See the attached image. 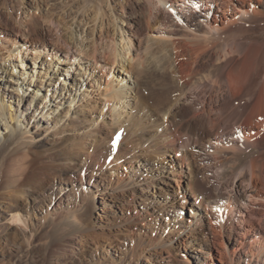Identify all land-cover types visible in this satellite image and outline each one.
Listing matches in <instances>:
<instances>
[{
    "label": "bare ground",
    "instance_id": "bare-ground-1",
    "mask_svg": "<svg viewBox=\"0 0 264 264\" xmlns=\"http://www.w3.org/2000/svg\"><path fill=\"white\" fill-rule=\"evenodd\" d=\"M123 1L0 0V91L3 93L0 94V167L7 165L9 178L7 185L0 183V198L6 201L8 197L22 194L36 201L31 185L41 186L40 178L36 182L37 174L42 175L45 169L56 170L57 176L62 179L74 177L75 171H87L93 161L99 166L106 163L116 167L118 162H128L124 156L136 155L139 144L144 146L149 142L148 147L157 149L156 153L160 155L169 149L174 153V159L164 156L165 160L155 159L149 164L146 159L140 160L141 167L147 168V171L139 174L142 169L138 167L139 170H133L132 174L126 168L125 173H118L115 181L111 178L106 184L102 180H90L89 185L96 188L91 192L105 194L110 190L108 193L113 196L118 192L115 190L122 186L126 188L120 183L125 177L130 184L138 186L140 182H145L150 188V185H155L154 175H164L168 169L171 173L175 171L173 175L179 176L180 180L173 177L165 191L159 190L158 197L154 196L155 193L151 196L147 189L142 192V200L146 202L150 199L154 207L164 211L161 207L165 203L160 201L166 200L164 193H172L173 197L190 193L199 198L200 203L194 206L200 217L192 216L194 227H190L196 235L186 234L182 243L200 234L204 238L201 245L212 257L216 249L219 255L217 264H264V228L252 225L244 217H237L241 222L235 223V215L238 212L241 214L242 208H251L264 200L260 185L264 161L260 143L257 144L259 135L264 131V106L255 104L264 101V76L259 77L257 83L254 80L255 85L252 84L254 86H250L249 91H244L247 83H251L246 70L252 55L238 40L239 35L236 36V32L242 31L245 26L242 24L264 21V0H137L139 5L133 2L135 5L130 8L122 5ZM85 2L89 8L96 10L93 20L88 19V7L81 6ZM119 2L122 12L114 4ZM58 4L65 8V15H56ZM160 21L170 24L167 29L159 30L158 40L167 38L174 42L183 38V42L177 40L173 46L166 41H161V44L156 42L158 40L154 39L151 30ZM2 29L6 30L7 36H19L17 40L13 38L15 43L24 40L22 47L16 49L14 42L2 37ZM180 52L184 54H180L179 58L174 56ZM28 56H31L30 59ZM99 62L101 66H98ZM118 71L122 73L118 74ZM59 73L64 77L59 78ZM112 74L114 76L110 80ZM181 80L184 84L180 85V93L174 94ZM186 84L201 89L193 93L186 90ZM33 86H37L35 93L31 90ZM46 92L50 100L47 99L49 103L45 100L40 112L42 115L35 120V124L28 120L27 123L23 113L32 110L30 103L33 98H39L38 94H42L39 100L46 98ZM12 93L26 99L25 103L19 99L16 104L10 96ZM29 100L27 109L25 104ZM233 101L237 104H232L235 111L230 121L235 120L223 126L229 128L226 131L229 134L223 136L218 131L224 123L217 125L214 114L227 108L226 105L229 107ZM153 107L160 113L155 112ZM53 112H56L54 118L50 117ZM96 114L100 116L96 117ZM107 114L111 116L110 121L101 123L96 120ZM181 120L186 131L196 136V139H191V144L175 136L177 129L174 127L182 124ZM161 127L163 132L159 130ZM181 130L177 133L183 135ZM48 134L53 135L55 142L51 143H54L58 153L44 163L40 147L45 145L42 141L49 137ZM88 138H92L94 143L99 141L96 145L100 149L98 152L91 151L87 146ZM210 154L219 156L216 158L223 166V176L231 178L234 195L222 192L213 196L216 190L201 168V163L207 161ZM65 189L60 181L58 191L61 193ZM241 198H247L249 203ZM102 199L106 203L105 197ZM110 201L112 204L105 206L103 211L114 215L113 201L118 199L113 197ZM117 204L115 206L119 207ZM174 204L170 201L166 203L168 207H174ZM92 208L93 198L85 196L81 202L71 204L69 209L72 213L62 215L58 237L46 246L49 264H64V246L72 237H84L88 232L87 219L92 214ZM37 211L44 212L35 208L34 215L38 214ZM45 212V226L56 227L57 217L49 210ZM138 214H134V221L143 220L141 213ZM130 217L124 222L131 223L134 217ZM199 219L204 222L200 224ZM123 224L120 222L118 225L117 238L121 237ZM131 226L126 227L130 232V242L121 241L123 264H138L132 260L142 256L148 264L161 260L165 264H188L183 258L173 255L172 247L168 246L169 239L165 236L166 229L160 230L161 233L154 229L153 234L145 238V235L142 236L145 230H136ZM115 227L113 224L109 229ZM185 227L183 225L182 229ZM1 236L8 240L10 233L5 231ZM232 242L236 246L229 249ZM218 243L222 249H217ZM117 248L120 247L117 245ZM166 256L171 260L166 261ZM189 258L196 264L206 262H200L192 255ZM124 259L122 256L120 260L111 258L110 262L99 259L96 264H122Z\"/></svg>",
    "mask_w": 264,
    "mask_h": 264
},
{
    "label": "rangeland",
    "instance_id": "rangeland-1",
    "mask_svg": "<svg viewBox=\"0 0 264 264\" xmlns=\"http://www.w3.org/2000/svg\"><path fill=\"white\" fill-rule=\"evenodd\" d=\"M57 2H58V0H57ZM133 2L137 6L139 5L138 4L139 1H137V0H127V1L124 0L123 2H121V4L124 6H128L130 8L133 5H135ZM85 3H82L81 6L88 7L87 9L90 13L88 19L93 20L94 17L96 16V10H94L93 7L89 8L88 3L87 2H85ZM114 4H116V6H118L119 12L123 11V8H122V5L120 4V2L114 3ZM125 4H127V5H125ZM138 9L141 12L142 9H140V7H138ZM64 10H65V8L61 7L60 4H58V6L56 5V7H55L56 15L58 13H63ZM139 11H138V13H140ZM63 14L65 15V13H63ZM59 16L61 17V15H59ZM261 23L259 24V22H257V23H247L246 22V24L245 23L242 24V26L245 25L244 27L241 26L242 31L236 32V36L239 35L238 40L244 45L245 49L250 51V53L252 55L249 59L250 62L249 61L247 62L248 63L247 68L248 69L247 70H246V68L244 69L249 73V76L247 77V79H248V81H251V83H249V82L247 83L244 91H249L250 88L253 87L255 85V83H257L259 77L264 76V21ZM168 24H170V22L160 21L158 24L159 28L157 25L154 26L155 29L153 28L151 30L154 32L153 33L154 39H157V40L159 39V35H160L159 30L167 29ZM154 30H156V31H154ZM2 31H3V33H1L2 37L10 40L11 42L15 43L17 38H19V36L13 35V34H12V36H10V35L7 36V33L5 32L6 30L2 29ZM14 37H16V40L13 39ZM164 39H165L164 41L162 39V40H158L156 42L160 43L161 41H163L161 43H165V41H166V42H168V44L170 46H173L174 42H176L177 40L178 41L182 40L180 42H183V38L175 39L174 42H172L173 40H171V39L170 40H168L167 38H164ZM21 41L24 42V40H21ZM23 42L22 43L21 42L15 43L16 49H18L19 47L21 48ZM160 47H161L160 49L163 48L162 45H160ZM142 54L144 55L145 52H143ZM180 54H184V52L183 53L180 52L178 54H175L174 56L175 57L178 56V58H179ZM246 54H249V53L246 52ZM30 57H29V59H30ZM31 63H32L31 64V66H32L33 61H31ZM101 64L102 63L99 62L98 66H101ZM119 69H120V67H118V70ZM32 71L34 73H36L35 69L33 67H32ZM121 73L122 72L118 71V74H121ZM113 76H114V74L111 75L110 80ZM58 77L61 78V77H64V75L59 73ZM184 80L189 81V79H187V78H185ZM183 82L184 81H182V80L178 82L179 83L178 89L177 90L175 89L174 94L180 93V89H181L180 85L184 84ZM253 82H255V83H253ZM252 84H254V85H252ZM38 85H40V83ZM186 85H185L186 90H188V91L192 90L193 93H195V92H197V90L201 89V88L199 89L198 87L191 86L188 84H186ZM36 88H37V86H33V88H31L32 93H33V91L35 93ZM189 88H191V89H189ZM25 91H26V89L24 90V92ZM192 91H191V93H192ZM0 94H3V93L0 91ZM42 94H45V92ZM42 94H40V95L38 94V97L42 98ZM10 96H13L14 102L16 104L19 102L20 97L18 96V94L13 95V93H12V94H10ZM45 97L46 98H43L40 100H39V98H36V99L33 98L32 102H31V100H29L28 103L25 104L27 109H28L29 108L28 104H29V102H31L30 108H32V110L29 109L30 111L27 110V113H23V114H26L24 116V119L26 122L28 120L30 122L32 121L31 123L35 124L34 123L35 120L39 116L42 115V113H40V112L42 111L43 105L45 104L47 99L50 100V95H48V92H46ZM22 101L24 104L26 99L21 98L20 102H22ZM237 101H239V100H237ZM234 102L235 101L231 102L229 104V107H228V105H226L225 107H227V108H225L223 110L222 109L217 110V112L219 114L217 112L214 114V117L216 118L215 122L217 125L219 124V122L224 123L222 125V127L220 126V128H219L218 134H220V135L226 136L227 134H229V133L226 134V131L229 128L225 129L223 127L224 125L227 124V122L228 123H234L233 121L235 119L230 121V119H232L231 116L233 115V113L235 111L233 109L234 107H232V106L233 105L235 106L237 104L236 102H235V104H233ZM47 103H49V102L47 101ZM66 104H68V103H66ZM255 104L258 106H260L259 104H261V106L263 107L264 101H262V100L259 102L257 101ZM255 108L256 107L254 106V109ZM152 109L155 112L160 113V111L158 109H156L155 107H153ZM263 110H264V108H263ZM39 113H40V115H39ZM57 113H59V112L57 111ZM142 114L143 113H141V115ZM54 115H56V112L51 113L50 117L54 118ZM97 116H100V114H96V117ZM31 117H32V119H30ZM110 118H111V116L109 114H107L103 118L102 117L96 118V120L103 123V122H105V120L110 121L111 120ZM225 119L227 120L226 122H224ZM243 121H245V119L242 120V122ZM238 124H239V122H238ZM236 125H237V123H236ZM44 126H47V124H45ZM52 126L54 127V125H52ZM173 126H174V124H173ZM178 126L179 127L182 126V127L178 128ZM176 127H174V129L175 130L177 129V131H179V129L180 130L182 129L181 132L183 135H181L180 132L177 133V131H176L175 136L176 137L180 136L185 143L187 142V144H188V142H189L191 144L190 141H192L193 139H196V136L193 133H192L193 134L192 135V134H190L189 131H186L184 121H182V124L177 125ZM159 130H160V132H163L164 128L161 127ZM183 130H184V132L186 131L185 134L183 133ZM65 134L67 135L68 133H65ZM186 134L188 136L189 135L190 136L189 137L184 136ZM261 134H263V135H261ZM261 134L259 135V137L257 139V144L260 143L259 149L261 148L260 150H262L261 152L263 153V161H264V151H263V149H264L263 148L264 147V131ZM44 136H45V132L43 134V137ZM52 137H53V135L50 134L49 137L44 138L42 142H45V145L40 147V149L43 150V153L41 154V158L44 161V163L47 159L51 158L52 156H54V154L58 153V151L56 149H54V147H53L54 143H51L54 141V139H52ZM89 137H92V136L89 135ZM99 137L96 136V138H99ZM134 138H136V137L134 136ZM138 142H141V140H138ZM93 143L94 142L92 141V138L87 139V144H88L87 146L89 148H91L90 150L92 151V149H94V151L98 152L100 149L98 150L96 145L99 144V141L95 142L94 144ZM146 143L144 146H141L140 144L138 146V143H137L136 144V147L138 146L136 148L137 154L134 156L131 155L128 157L124 156L125 157L124 160L125 161L127 160L128 162L127 161H126L127 163H125V162L119 163L118 162L116 167H111L110 164H106V163H105V165L99 166V164L96 161H93L91 164L92 167H90L87 171H85L83 173L82 172L79 173V171L78 172L75 171L74 177H72V178H70V177L64 178L63 177L62 179L57 176L58 172L56 170H54L52 168L45 169V171L43 173L44 175L43 174L42 175L37 174L38 179L36 182H38L41 179V186L42 187L41 186L37 187V185H36V187H37L36 188L34 185H31L32 187H34L33 189L31 188V190L34 193V196L36 197V201H34L32 199H27V197L26 196L24 197L22 194H18L17 196H14V197H8V199H6V201H4L3 198L2 199L0 198V264H49L50 258H49L48 252L46 251V246H47L48 242L54 240V237L55 238L58 237L57 236L59 234L58 228L61 224L59 222L60 221L62 222V219H63L62 215L63 214L66 215L67 213H70V212L72 213V211H70V209H69L71 207V204H73L76 201L78 203L81 202V200H84L85 196L93 198L92 214L89 217V219H87V225H88L89 229L87 230L88 232H85L84 237H79V236L74 237V238L72 237V240H70L67 244H65L64 247L66 249V252H65L64 256L66 257V261L63 262L64 264H66L67 262L69 264H96L99 259H102V260L108 259V262H110L111 260H109V259L115 258L116 260H120L121 256L124 259V254H122L123 251L121 250L123 247V244L121 243V241H125L127 244L130 242V236H129L130 232H128L126 230V227L131 226V225H133V228H135L136 230H139L141 228L143 230H145V234H142V236H144V235L146 236L145 238H148V236L153 234L154 229L160 233H161V231L166 229L167 231H166L165 236L167 237V239H169V240L174 239V240H170V241L168 240V244H169L168 246L172 247L173 255L174 256L176 255L179 258H183L188 264H196V263H193L192 258H189L191 255L193 256V258L195 257L196 259H199L200 262H201V260L206 261V262H202L201 264H207V263L212 264V261L214 262V264H217V258L219 257V255H218L216 249H214V253H213V257H212L211 254L209 253V251L207 249H205L203 245H201V244H203L202 241L204 240V238L203 237L201 238L200 234H197L196 237L190 238L189 242L182 243V240L186 237V234L190 233L192 235H196L195 232L192 233V229L190 227H194L193 226L194 219L192 216H195L196 218L200 217V214L197 212V210H195V206H194L195 204L200 203L198 200L199 198L196 199L190 193H186V194L181 193L180 197H177V196L173 197L172 193H169V194L164 193V197L166 200H168L170 202H175V204H174L175 208H174V207H168L166 205V203L168 201L160 200V201H163V204L165 203L164 207H161V209H163L164 211H160L158 206L154 207V205H152L153 203L151 202L150 199L146 200V202H143V200H142V197L144 196V195H142V192L147 191V189H149L150 195L155 193L156 195H154V196L158 197L159 196V190L161 189L162 191H165V189L168 187L167 183L170 182L173 177H176L178 180H180L181 178L179 176L173 175L174 174L173 172H175V171H172V173H171L170 172L171 170L168 169V171H166L164 175H159V173L157 174L158 176L154 175L156 178V180L154 181L155 185L154 186L150 185V188H148V186L145 182H143V183L140 182L138 184V186H137V184H130L128 182L129 179H127V177H125L121 180L120 183H123L126 186V188L122 186L123 189L119 188V189L115 190V192L116 191H118V192L116 194H114L113 196H110V194L108 193L110 191L109 189H108L109 191L107 190L108 192L106 191L107 193H105V194H103L101 192H97V194H93V192H91V190L96 191V188L93 187V185H89L88 182L90 180L92 182H94L95 180L96 181L102 180V182H104V184H106L109 182V180H111V178H112V180L115 181L117 174L118 173H120V174L125 173L126 168H127V171H129L132 174H133V170H139L138 167H140L142 169V170H140V172L138 171L139 174L143 171H147L148 170L147 168L141 167L140 160L146 159V161L149 164L150 162H153L155 159H157V160L161 159L162 160L165 157L168 159H174V157H173L174 153H171L169 151V149H168V151H166V153L164 155H160V154L156 153L157 149L153 150V149H151V147L150 148L148 147L150 145L149 142L147 144ZM111 144L113 145V143H111ZM261 146H263V147H261ZM179 156H181V155H179ZM217 156L218 155H216V154H210L208 157L209 159L207 161H205L204 163H201L203 175L206 177V179H208V177H210V179H208L207 181L214 188V190H216L213 192V196L219 195L220 193L222 194V192L230 194V195H234L235 192L232 190L233 189L232 186H230L231 185V178L228 177V179H227V177L223 176V166L219 165L221 163L218 161L219 158L218 159L216 158ZM163 160H165V159H163ZM151 167H153V166H151ZM111 173H112V175H111ZM263 173H264V162L262 164V174ZM212 174H214L216 177H214V175H212ZM263 175H262L263 180H260V182H261L260 185L262 187L261 190L264 192V186H262V185H264ZM224 177L226 178V180L223 181ZM8 180H9V178H8L7 165H3L2 167H0V183L3 186L6 183H9ZM60 181H62V183H64V188H66L61 193L58 191V185L60 184ZM211 183H213V184H211ZM218 184L219 185L221 184V186H219ZM218 186L222 190L218 189L219 188ZM169 188H171V187H169ZM2 191H4V190H2ZM7 194H8V192H7ZM246 195H248V193ZM147 196H149V195H147ZM104 197H105L106 203H103L104 199H102V198H104ZM113 197L118 199V201H113L114 202L113 203V205H114L113 209H116L114 215L111 212L105 213L103 211L105 206L112 204V201H110V200ZM177 198H181V199L176 200ZM241 200H242V198H241ZM243 200H245L249 203L247 198H244ZM131 201H133V202H131ZM179 201L182 202L181 203L182 205L179 203ZM18 202H19V204H18ZM129 202H131V203H129ZM212 202H214V201H212ZM14 203L17 205L13 206ZM58 204H60L62 207L60 206V208H59ZM115 204L119 205V207H116ZM226 205L229 206V204H226ZM55 207L57 208L56 210H54ZM263 207H264V200H261L260 203H257L255 206H253L251 208L245 206L244 208H242L243 212H241V214L239 212L236 213L235 223L237 224V223L241 222V221H239V218H237V217H240V218L244 217L252 225H255L256 227H260L261 229H263L264 228V220H260V218L262 219L264 217V208ZM35 208H37V210H40V211L43 210L44 212L37 211L38 214L34 215L33 209H35ZM121 208H122V210H121ZM246 208H248V209H246ZM46 210H49V212H52V214L54 215L55 218L57 217L56 227L45 226L47 224V219L44 216L46 214V212H45ZM213 210H214V207H213ZM138 213L139 214L141 213V215H142L141 218H143V220L137 219V221H134L135 220L134 216ZM128 217H130V218L134 217V219H132L131 223H128L129 221L124 222V220L127 219ZM151 219H152V221H151ZM167 221H168V224H167ZM120 222H123L125 225L123 224L121 227V229H122L121 235H120L121 237L117 238L116 233L119 232L118 225ZM152 222H155V223L151 224ZM200 222H204V220L199 219V223ZM113 224H114V226H117V227H115L114 229L113 228L109 229V226H112ZM183 225L186 226L184 229H182ZM103 226H106V228L104 227V229H103ZM174 226H176V229L179 232H177L173 229V228H175ZM5 231L6 232L8 231L10 233L8 240L2 238V236H1L5 233ZM143 233H144V231H143ZM169 242H171V243H169ZM218 242H221V240H218ZM117 245L120 248H117ZM220 245L221 244L218 243L217 249H222V246H220ZM229 245L231 246L229 249H233L236 246L234 244V242L230 243ZM51 247L53 248L54 246H51ZM227 250H228V248H227ZM207 252H208V254H206ZM228 252H229V250H228ZM165 258L164 259L166 261L171 260L170 258L168 259L167 256ZM143 260H144V258L142 256V257H135L132 261L137 262L138 264H148V263H145ZM188 260H190L192 263H189ZM124 261H125V259L122 261V264ZM159 262L161 264L164 263L163 260H161ZM159 262L156 263L155 261L154 262L152 261V263H149V264H153V263L159 264Z\"/></svg>",
    "mask_w": 264,
    "mask_h": 264
}]
</instances>
